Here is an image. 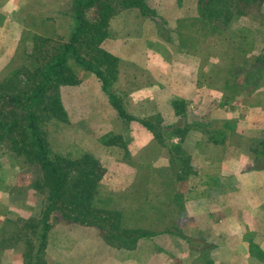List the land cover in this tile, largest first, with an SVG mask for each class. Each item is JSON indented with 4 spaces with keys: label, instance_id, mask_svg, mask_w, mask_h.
Listing matches in <instances>:
<instances>
[{
    "label": "rangeland",
    "instance_id": "rangeland-1",
    "mask_svg": "<svg viewBox=\"0 0 264 264\" xmlns=\"http://www.w3.org/2000/svg\"><path fill=\"white\" fill-rule=\"evenodd\" d=\"M199 2L148 0L155 16L124 9L111 20L103 48L120 60L111 91L134 120L120 116L99 78L83 70L79 84L61 91L69 121L48 123L51 150L82 161L96 181L92 208L106 213L102 216H109L122 230L162 231L169 220V230L176 235H156L161 246L146 245L134 252L137 244L127 248L118 238L107 236L112 226L103 230L74 223L56 211L46 247L38 252L43 224L35 229L25 224L42 219L46 196L35 188L41 173L5 142L0 144V262L120 264L127 257L144 262L161 248L171 264H233L234 260L240 264L237 248L246 245L249 237L237 234V221L231 218L235 212L239 217L248 213L237 210L242 207L237 204L239 192L224 203L225 230L209 235L197 232L195 222L181 219L182 204L186 181L210 195L220 185V172H209L214 162L241 153L250 157L257 145H264V63L256 62L264 53V4L225 25L214 21L212 5L214 11L202 10L206 15L202 20ZM71 3L0 0V82L23 64L36 35L68 39L74 21L65 13ZM225 115L232 117L219 122L217 117ZM173 120L177 122L172 126ZM144 121L155 125L160 137ZM193 128L201 131L202 140H189ZM197 148L203 150V159L197 157ZM256 164L253 170L264 171V164ZM231 174L226 167L221 177L229 179ZM239 185L248 196L259 194L244 182ZM261 224L264 228V221ZM188 228L194 233L186 232ZM226 229L233 234H224ZM34 230L38 235L33 236ZM254 248L250 243L242 261L264 264V246Z\"/></svg>",
    "mask_w": 264,
    "mask_h": 264
},
{
    "label": "trees",
    "instance_id": "trees-1",
    "mask_svg": "<svg viewBox=\"0 0 264 264\" xmlns=\"http://www.w3.org/2000/svg\"><path fill=\"white\" fill-rule=\"evenodd\" d=\"M199 1L202 20L206 19L202 10H210L212 5L216 11L214 21H221L225 25L239 18L243 11L264 4V0ZM124 9H139L145 11L147 16H155L148 0H72L70 11L65 13L74 21L68 39L62 41L36 35L32 52L26 53L23 64L10 71L0 82V144L7 142L13 152L35 165L41 173L35 188L43 191L46 196L42 219L36 224H25L26 228L31 229L43 224L42 231H39L38 252L46 247L48 233L52 228L50 220L56 211L64 219L74 223L96 226L103 230L105 226H112L115 233L111 230L107 232V236L118 238L127 248H134L142 238L173 233L168 227L169 220L162 231H156L152 227H123L122 230L109 216H102L106 213L92 208L97 184L91 179L90 173H87L84 163L53 152L48 139V123L55 120L63 123L69 121L61 91L65 86L79 84V73L83 70L99 78L103 90L120 116L134 120L111 91L119 73L120 60L103 48L109 37L111 20ZM256 62L264 63V53L256 58ZM143 124L156 138L160 137L155 125L149 121H144ZM255 148L257 164L262 166L264 145H257ZM175 162L178 163L176 160ZM182 171H186L183 166ZM33 232V236L39 233L37 230ZM132 236L135 237L131 238ZM123 237L128 240H122ZM39 241L37 237V242ZM29 254L25 257L29 258Z\"/></svg>",
    "mask_w": 264,
    "mask_h": 264
},
{
    "label": "crops",
    "instance_id": "crops-1",
    "mask_svg": "<svg viewBox=\"0 0 264 264\" xmlns=\"http://www.w3.org/2000/svg\"><path fill=\"white\" fill-rule=\"evenodd\" d=\"M189 88L194 89V85L191 84ZM225 115L224 117H217L221 119L219 122L224 121L227 118H231L232 116ZM216 121L213 117V122ZM175 120L170 123V125L175 124ZM200 132L198 129L193 128L191 130V133L189 134V140H202V136L200 135ZM202 148V147H201ZM197 151V157L199 159H203L205 154L199 150V148L196 149ZM213 151L218 152V155H223L222 151L220 149H213ZM251 152V151H250ZM227 152L225 156L228 154ZM254 153V154H253ZM250 157L247 154H242L237 158H226L222 157L221 161L214 162V165L212 166V169L209 171L210 174L215 172H220L221 176L224 174V170L226 167L232 171L231 178L227 179L224 177H221L220 175L217 177L220 179L219 182H217L218 185L216 188L219 190H216V192H212L210 195L205 193H199L198 190L193 187L192 182L186 181L184 184L185 188V198L182 204V211L184 210V218H181L182 220L186 222H195L194 224L198 226L199 232L203 230V233L207 231V235H209L210 231L213 230H225V215H224V208H225V202L226 200L230 199V196L233 195V193L237 190L239 192L238 205H242V207H237V210L240 211H248V213H245V216L239 217V212L234 213V217H231L234 219V221H237V234L240 235V237H249V240L247 241L246 245H238L241 246L237 248V253L239 256H241V259L239 260L240 264H245L244 261V255L248 253L249 250L247 248L249 247L250 243H253L255 248L253 251L260 250L257 247L259 245L264 246V243L262 241V238L264 237V228H262L261 221H264V171H257L253 170L252 166L257 161V155H255V152H251ZM245 157V158H244ZM247 157V158H246ZM207 163V162H206ZM208 164V163H207ZM223 169L220 171V168ZM187 171V170H186ZM234 174V175H233ZM213 175V174H212ZM239 182L246 183L247 188H252L255 190V192L259 193L256 195H250L248 196L246 194V190L244 188H240ZM205 185V184H204ZM204 185H199V187H203ZM201 192H203V189H201ZM243 194V195H242ZM243 196V197H242ZM222 198V200H221ZM223 202V203H222ZM222 203V204H221ZM229 204V203H228ZM237 205V206H238ZM237 215V216H235ZM230 218V219H231ZM235 224V223H234ZM191 228V227H190ZM188 228L186 232H193V229ZM173 231V230H172ZM227 235L233 234L229 233L226 229ZM188 234V233H187ZM262 234V236H261ZM160 235V234H159ZM170 235H176L175 232H173ZM190 235V234H189ZM158 236V235H157ZM257 237V238H256ZM157 237L153 236L151 238H142L138 241L136 248L133 250L134 252H139L143 249L146 245L149 247H155L157 244L161 246V243H157ZM161 248L157 249L158 252H155L149 260H145L144 262L141 260H138L137 258L130 259V257L125 258L120 264H171L168 259L163 257V250H160ZM264 250V248H262ZM121 251L129 252L127 249H122ZM249 256H252L250 254ZM248 256V257H249ZM250 258V257H249ZM23 261V259H22ZM233 264H237V260H234L232 262ZM0 264H3V262H0ZM25 264V263H24ZM46 264H51L49 260H47ZM79 264V262H77Z\"/></svg>",
    "mask_w": 264,
    "mask_h": 264
}]
</instances>
